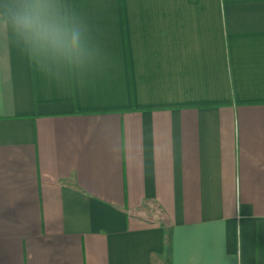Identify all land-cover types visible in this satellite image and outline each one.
<instances>
[{"label": "crops", "instance_id": "crops-1", "mask_svg": "<svg viewBox=\"0 0 264 264\" xmlns=\"http://www.w3.org/2000/svg\"><path fill=\"white\" fill-rule=\"evenodd\" d=\"M67 3L102 73L0 26V264H264V0Z\"/></svg>", "mask_w": 264, "mask_h": 264}, {"label": "clouds", "instance_id": "clouds-1", "mask_svg": "<svg viewBox=\"0 0 264 264\" xmlns=\"http://www.w3.org/2000/svg\"><path fill=\"white\" fill-rule=\"evenodd\" d=\"M0 26L15 37L31 70L50 82L107 67L101 41L67 0H0Z\"/></svg>", "mask_w": 264, "mask_h": 264}]
</instances>
